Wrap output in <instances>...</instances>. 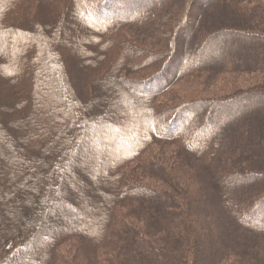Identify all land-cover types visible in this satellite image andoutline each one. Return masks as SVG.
I'll return each mask as SVG.
<instances>
[{
	"label": "trees",
	"instance_id": "obj_1",
	"mask_svg": "<svg viewBox=\"0 0 264 264\" xmlns=\"http://www.w3.org/2000/svg\"><path fill=\"white\" fill-rule=\"evenodd\" d=\"M116 1L0 0V198L27 163L31 183L67 171L8 216L0 264H264V109L247 110L264 103V0ZM42 33L74 71L84 113L112 84L146 94L131 106L109 95L75 132ZM223 224L240 239L228 249Z\"/></svg>",
	"mask_w": 264,
	"mask_h": 264
},
{
	"label": "rangeland",
	"instance_id": "obj_2",
	"mask_svg": "<svg viewBox=\"0 0 264 264\" xmlns=\"http://www.w3.org/2000/svg\"><path fill=\"white\" fill-rule=\"evenodd\" d=\"M121 1V0H118ZM117 2L118 5L120 6H124L125 4H119L120 2ZM152 2H154V0H152ZM150 2L149 5H157L158 6V1L152 3ZM129 5H131L133 7V5H137L135 2H133V0L131 2H129ZM110 8V6H108ZM134 9V8H133ZM113 10V9H112ZM226 12L228 11L227 9L225 10ZM123 15V14H121ZM254 23L252 19H249L245 22L246 25H250V30L246 27H242V26H234L231 24H228L227 26H223L221 27L222 29L230 27V28H236L242 31H247V29L249 31L255 32L256 30H258V27L256 26V24H253V26H251V24ZM193 33V32H191ZM41 35H43L42 37L45 38L44 40L47 42H45L46 45V54H47V59H48V63L49 66L51 68H53L54 72L51 73L48 72V77L51 79V85H52V89H53V93H57L59 92L61 94V96H63V103L59 104V108L61 109H70L72 110L74 117H73V128L76 127V129L74 130L75 132L77 131V126L79 122H82L84 119H86L87 121H92L93 117H95L96 115L100 116L101 114L104 115L105 113V106L104 103L105 101H107L109 99V95L113 94L115 96L114 99H121L123 100V105H133V102L136 103L137 100H139V98H141V95H145L146 92L144 91L145 89L142 90H138L135 89L134 87H129V86H125L122 87V89H120V87H118L117 85H111V86H107L106 87V95L104 96V98L102 99L103 102L102 103H98L95 104L94 106L90 107L88 109V111H86L85 113L83 112V108L85 107V105L83 104V102L85 103V101L82 99V93L76 89V87L72 84V75L74 71H68V68H66L65 66V61L62 60L59 56L58 50L52 46L51 43H49V37H47V34L42 33ZM236 37H234L233 39H235ZM189 42L188 39L184 40V47L181 48V50L183 49L184 52H186L187 50H189L187 43ZM258 42L260 43H264V39L263 40H258ZM175 52V50H174ZM173 52V54H175ZM175 58H171V60L168 61V63L170 64V70L167 74V78H158V82L163 79H165V81H167L168 79V75L171 72V69L177 64V61L174 60ZM146 71H143L141 73H137L134 74L135 77L137 78H145L142 77L143 74H145ZM153 82V81H152ZM151 82V84H152ZM149 86H151L149 84ZM127 88V89H126ZM50 89V88H49ZM132 90L134 91L129 99H126L127 101L125 102V95H127L129 92H132ZM138 98V99H137ZM51 99V98H50ZM248 109H253V110H259V109H264V103L259 102V103H255L252 105L247 106V110ZM123 109L120 110V113H123ZM198 115V114H197ZM245 115L244 110L238 112L234 117L230 118L226 123L231 124L232 127L235 125H238V122L241 121L240 118H242ZM236 121V123H235ZM238 121V122H237ZM235 123V124H234ZM8 145V147L11 149V145L10 143H6V141L4 140L3 144ZM12 150V149H11ZM15 148L12 150L15 153ZM62 150H67V145L62 143L61 146V150L60 152H62ZM4 155V154H3ZM16 156V155H14ZM65 156V155H63ZM4 158L6 159V155H4ZM35 163H27L25 166L21 167V172L22 174L26 177L25 182L23 185L21 184H15V182L13 181L10 186H13V189L11 192H7L8 194H12L13 197L12 199L9 198L6 201L4 200V198H0V236L3 235L5 233V230L7 228V225L10 224L9 222V215L13 212H21V211H27L30 208L33 207H28L25 204L27 203V201L29 199H32V201L35 200V196H37V194H40V192L43 193V197L45 196L46 192L49 191L50 185H51V179L50 177H52L54 180H60L62 178H64L66 176L67 171L64 169L65 167H60V169H58V172L55 173L54 175V170L53 172L45 177V178H38L37 181L31 183L29 180H31V178L33 177V172L31 171L32 168H35L36 166L34 165ZM65 164H63L62 166H64ZM66 165L68 166V163H66ZM69 167V166H68ZM50 168V164L49 165H44V169L45 171H48V169ZM68 170V169H67ZM148 185H150L151 189H157L158 187H161L162 185L157 184L156 182H151ZM60 192V191H59ZM62 192V191H61ZM60 195V194H59ZM54 200H57L54 199ZM202 201H204L202 199ZM42 208L43 210L47 213L49 212V214L51 213V215L54 214L55 209L50 207L49 204L46 201L42 202ZM27 209V210H26ZM235 215L240 216L238 213H236ZM43 223L45 224V234L46 235H51L52 233V228H51V219H49V216L45 217V219H43ZM65 224L67 223V221L64 222ZM254 225L256 226H264L263 223H254ZM223 227L228 229V234L229 236H231V242L227 243L224 247H226V249L234 246L236 244L237 241L240 242V239L236 233V231L233 230V228H229L227 224H223ZM20 229L26 232V228L24 225L21 224ZM214 225L211 221H209L208 219H206V226L205 228H203L202 232L204 233V237L205 239L209 240V235L214 234ZM243 244V242H242ZM218 243L214 245V248L218 249ZM221 252V251H220ZM209 257H214L217 252L210 250L209 251Z\"/></svg>",
	"mask_w": 264,
	"mask_h": 264
},
{
	"label": "bare ground",
	"instance_id": "obj_3",
	"mask_svg": "<svg viewBox=\"0 0 264 264\" xmlns=\"http://www.w3.org/2000/svg\"><path fill=\"white\" fill-rule=\"evenodd\" d=\"M194 4H192V7H193ZM215 118L213 117L212 120H214Z\"/></svg>",
	"mask_w": 264,
	"mask_h": 264
}]
</instances>
